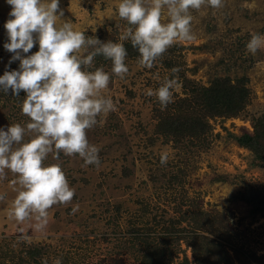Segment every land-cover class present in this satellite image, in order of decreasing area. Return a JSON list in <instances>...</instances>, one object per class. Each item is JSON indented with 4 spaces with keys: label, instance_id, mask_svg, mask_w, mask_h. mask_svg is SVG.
Instances as JSON below:
<instances>
[{
    "label": "rangeland",
    "instance_id": "374dc122",
    "mask_svg": "<svg viewBox=\"0 0 264 264\" xmlns=\"http://www.w3.org/2000/svg\"><path fill=\"white\" fill-rule=\"evenodd\" d=\"M119 2L59 0L64 16L57 27L67 21L86 37L126 43L130 39L120 37L134 26L119 18ZM10 11L6 0H0V76L19 70V60L9 64L13 54L4 48L10 42L5 28L12 18ZM189 12L194 38L175 42L151 69L139 64L140 57H125L129 71L121 79L112 72V61L102 55L94 57L92 66H81L85 72L103 68L110 77L101 94L111 98L115 108L100 114L97 124L86 130L89 144L100 149V164L85 165L78 154L63 152L56 160L49 153L45 166L60 165L74 196L67 204L52 206L42 230L0 228V264H19L20 259L26 264H55L57 259L61 264H111L119 259L133 264L147 245L158 244L164 250L162 264H177L182 256L188 264H196L188 245L192 236L197 233L219 241L222 226L230 228V242L223 246L235 264H264V214L252 216L249 206L238 199L243 188L264 186V171L253 154L235 141L242 131L252 133L256 120L264 115V47L255 55L246 49L252 34L264 35V0H222L220 8L205 4ZM169 20L167 10L162 9L161 22ZM38 49L37 43L21 55L30 56ZM93 50L85 45L77 55L83 57ZM174 67L180 69L179 84L168 106L191 97L215 78L226 77L230 83L245 78L243 110L235 117L208 119L205 133L193 138L178 141L157 134L153 110L165 111L146 92L161 86L165 77L173 78L170 70ZM26 95L23 90L19 97L0 90V128L18 123L29 140L26 126L31 121L21 111ZM162 157L166 163H161ZM5 173L0 178V195L5 197L1 204L6 199L3 189L18 180V174L8 169ZM168 221L185 232L163 245L160 225ZM131 227L153 230L143 243H137L130 235ZM35 247L42 254L27 260L26 252Z\"/></svg>",
    "mask_w": 264,
    "mask_h": 264
},
{
    "label": "clouds",
    "instance_id": "9594fccd",
    "mask_svg": "<svg viewBox=\"0 0 264 264\" xmlns=\"http://www.w3.org/2000/svg\"><path fill=\"white\" fill-rule=\"evenodd\" d=\"M6 3L11 6L8 15L12 18L5 23L10 42L4 48L13 54L9 64L16 60L20 63L19 70L5 71L0 76V90L11 91L15 97L21 90L27 94L21 111L30 118L26 127L31 137L25 140L26 129L18 123L6 130L0 128V178L6 175L5 169L18 174L13 183L19 187L9 218L19 224L35 219V228L42 230L48 223V210L55 204L69 203L74 196L60 165L45 166V159L52 153L58 160L63 152L67 156L78 154L85 165L99 166L100 149L89 144L86 130L97 124L100 114L115 108L113 100L101 94L109 85V74L103 68L85 72L81 66H92L94 57L102 55L112 61V72L123 79L129 71L124 62L127 50L122 43L86 37L67 21L57 27L58 19L64 16L59 0ZM205 4L220 8L222 0H120L119 18L134 26L126 28L120 39H130L140 54L139 64L151 69L175 42L194 38L189 9H200ZM162 9L167 10L168 23L161 22ZM37 43L38 51L22 57L21 53H29ZM85 45L94 50L83 57L77 55ZM261 47L264 35L252 34L246 44L248 53L255 55ZM179 71L178 67L172 68L173 78L165 77L161 86L146 92L157 98L162 110L173 102L172 90L179 84ZM161 163H166V157ZM4 198L0 195V200ZM55 264L61 261L57 259Z\"/></svg>",
    "mask_w": 264,
    "mask_h": 264
},
{
    "label": "trees",
    "instance_id": "16d2710c",
    "mask_svg": "<svg viewBox=\"0 0 264 264\" xmlns=\"http://www.w3.org/2000/svg\"><path fill=\"white\" fill-rule=\"evenodd\" d=\"M123 45L127 50L126 57H140L138 49L132 46L131 40L126 41ZM245 80V78H239L235 83H230L226 77L215 78L207 87L194 90L191 97L180 99L176 102V105L173 103L164 108L165 112L162 114H158L160 111L155 108L153 111L156 114L154 117L156 120V133L163 136L177 137L176 139L181 141L186 137L193 138L196 135L204 134L208 128L207 120L210 118L235 117L246 104ZM173 105L174 108L168 111ZM235 141L240 147L249 150L253 154V159L259 163V167L264 171V115L256 120L252 133L242 131L241 135L235 138ZM238 199L249 206V212L252 216L264 214V186L261 189L243 188L238 195ZM219 220H222V218H219ZM168 223L160 225L163 227L160 233V241L163 245L168 244L172 239L174 240L176 238L174 236L179 232H185L183 228L175 229L173 221H168ZM152 230L151 227L142 229L131 227L129 229L132 239L137 243H143ZM220 233L219 241L210 236L193 233V238L188 245L196 264H235L228 250L223 246V243L230 242V228L222 226L219 228ZM41 254L40 248H32L26 252L27 260L33 261ZM138 256V260L133 264H162L164 250L159 244L152 247L147 245L143 251H140ZM253 259L255 258L253 257ZM122 262L123 260L119 259L111 264H123ZM19 264L26 263L20 259ZM177 264H188L187 258L182 256Z\"/></svg>",
    "mask_w": 264,
    "mask_h": 264
},
{
    "label": "crops",
    "instance_id": "0c3cea01",
    "mask_svg": "<svg viewBox=\"0 0 264 264\" xmlns=\"http://www.w3.org/2000/svg\"><path fill=\"white\" fill-rule=\"evenodd\" d=\"M18 184H14L13 182L8 184L6 188L3 189V193L6 196V199L4 203H0V228H2L4 225L7 226L6 228H3L7 231H12L15 228H19L20 230H33L36 231L35 224L37 223L35 219H32L30 221H26L23 224L17 223L14 219H10L8 216V211L11 205L12 200L15 198L17 192L15 191L16 188H18ZM52 207L48 210V213L51 212ZM48 219H50L48 217Z\"/></svg>",
    "mask_w": 264,
    "mask_h": 264
}]
</instances>
